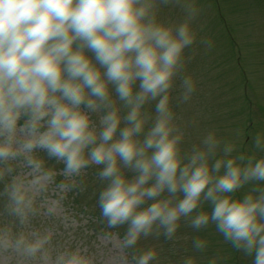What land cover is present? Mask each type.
<instances>
[{
    "label": "clouds",
    "instance_id": "clouds-1",
    "mask_svg": "<svg viewBox=\"0 0 264 264\" xmlns=\"http://www.w3.org/2000/svg\"><path fill=\"white\" fill-rule=\"evenodd\" d=\"M195 15L189 5L181 23H164L156 0H0V181L10 177L0 198L17 225L38 215L59 218L67 194L82 188L83 170L98 165L101 216L109 229L127 225L122 249L151 234L173 239L183 217L196 230L214 223L233 248L264 264V187L233 195L264 181V156L232 155L235 145L213 131L182 151L169 106L183 50L196 39ZM181 87L187 100L195 83L186 76ZM152 101L154 115L145 110ZM94 113H102L98 123ZM254 145L264 149V136ZM37 150L63 168L46 166ZM53 235L51 228L0 225V253L39 264H93L79 247L53 255ZM192 247L203 250L207 242L195 238ZM155 257L149 248L133 261Z\"/></svg>",
    "mask_w": 264,
    "mask_h": 264
},
{
    "label": "rangeland",
    "instance_id": "rangeland-1",
    "mask_svg": "<svg viewBox=\"0 0 264 264\" xmlns=\"http://www.w3.org/2000/svg\"><path fill=\"white\" fill-rule=\"evenodd\" d=\"M189 5L196 9L190 21L196 39L183 50V67L175 75L169 94L174 123L183 132L182 151H189L213 131L222 142L235 145L232 155H242L245 147L244 154L260 158L264 156V149L255 147L254 138L258 134L264 136V10L255 0H171L169 3L156 0L158 19L170 25L179 24L186 18ZM162 10L166 13L161 14ZM186 76L193 79L195 88L187 100H182L181 81ZM112 94L115 97L114 91ZM154 108L155 101L145 105V110L153 115ZM125 111L122 108V115ZM100 114L92 115L94 122L98 123ZM58 164L63 163L58 161ZM100 167L91 165L83 170L82 188L67 194L59 218L38 215L32 217L28 226L21 227L6 213V201L0 198V225H11L13 231L51 228L53 255L57 248L79 247L92 257L93 264H134L133 256L149 248L156 251L155 259L149 264H182L187 256H192L195 264H208L212 258L216 264H253V260L236 263L233 254L236 249L225 241L214 223L196 230L183 217L173 239L151 234L141 237L132 248L122 249L120 243L127 226L108 231L98 199L94 200L104 187V182L97 177ZM55 168L62 169L59 165ZM123 171L129 178L134 174L128 169ZM9 179L0 181V190ZM85 181L93 186L85 188ZM260 187H264V181H251L233 195L242 197ZM77 193L82 195L79 197ZM76 202L80 203L79 207ZM201 207L211 210L207 201ZM195 238L205 240L207 247L194 250ZM0 264H39V261H22L18 255L5 252L0 253Z\"/></svg>",
    "mask_w": 264,
    "mask_h": 264
},
{
    "label": "trees",
    "instance_id": "trees-1",
    "mask_svg": "<svg viewBox=\"0 0 264 264\" xmlns=\"http://www.w3.org/2000/svg\"><path fill=\"white\" fill-rule=\"evenodd\" d=\"M255 1L257 2V5L260 6V9H263V10H264V0H255ZM228 2H229V1H228ZM160 13H161V14H165L166 11H165V10H162V11H160ZM242 148H243L244 153H245V147H242ZM244 153H242V155L245 156V158L249 156V154H244ZM38 155L41 156V157L45 160V162H46V166H51V167H54V168H55V165H59V166H61V167L63 168V164H62V165L58 164V161H56L54 158H48L45 152H38ZM55 169H56V168H55ZM56 170L59 171L58 169H56ZM59 179H61V177H58V180H59ZM91 184H92V183H90V182H88V181H87V182L85 181V183H84V187H85V188H86V187H92L93 185L90 186ZM97 187H98V185H97ZM99 194H100V190L97 192V195L95 196L94 200L98 199ZM77 195L80 197L82 194L77 193ZM79 197H78V198H79ZM78 198H77V199H78ZM76 203H78V202H76ZM77 206L79 207V206H80V203H78ZM96 209H97V207H96V205H95V211H96ZM203 209H204V208H203ZM91 210H92V208L89 209V211H91ZM204 210H207V207H206ZM125 226H127V225L125 224ZM107 230H108V231H114V228L109 229V228L107 227ZM233 254H234V257L236 258V263H237L238 261L241 262V261H243V260H245L246 262H247V261H248V262H252V260H253V255L245 254L242 250H237V249H236V253L234 252ZM245 261H243V263H245ZM231 264H234V263H231Z\"/></svg>",
    "mask_w": 264,
    "mask_h": 264
}]
</instances>
